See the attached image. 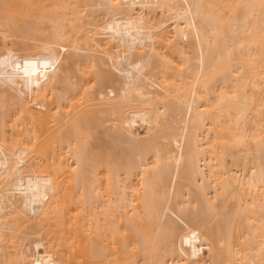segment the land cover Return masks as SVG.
I'll list each match as a JSON object with an SVG mask.
<instances>
[{
    "label": "bare ground",
    "instance_id": "1",
    "mask_svg": "<svg viewBox=\"0 0 264 264\" xmlns=\"http://www.w3.org/2000/svg\"><path fill=\"white\" fill-rule=\"evenodd\" d=\"M0 264H264V0H0Z\"/></svg>",
    "mask_w": 264,
    "mask_h": 264
}]
</instances>
